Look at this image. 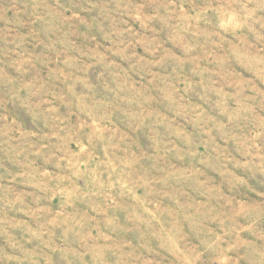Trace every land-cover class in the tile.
Here are the masks:
<instances>
[{
	"label": "rangeland",
	"instance_id": "obj_1",
	"mask_svg": "<svg viewBox=\"0 0 264 264\" xmlns=\"http://www.w3.org/2000/svg\"><path fill=\"white\" fill-rule=\"evenodd\" d=\"M0 264H264V0H0Z\"/></svg>",
	"mask_w": 264,
	"mask_h": 264
}]
</instances>
